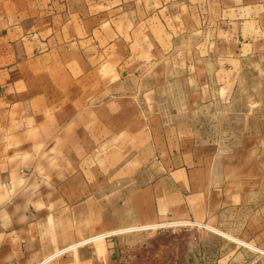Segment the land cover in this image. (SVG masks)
I'll return each instance as SVG.
<instances>
[{
  "label": "rangeland",
  "instance_id": "374dc122",
  "mask_svg": "<svg viewBox=\"0 0 264 264\" xmlns=\"http://www.w3.org/2000/svg\"><path fill=\"white\" fill-rule=\"evenodd\" d=\"M57 1L39 0L33 18H47ZM248 2L258 6L241 24L216 0H71L65 34L87 40L72 97L116 117L103 144L72 154L78 169L64 186L62 167L42 168L71 154L48 150L58 122L41 100L36 192L87 198L48 202L41 264H264V0ZM49 75L65 77L39 80ZM0 153L19 167V121L2 113ZM181 168L191 196L167 214L160 180Z\"/></svg>",
  "mask_w": 264,
  "mask_h": 264
},
{
  "label": "crops",
  "instance_id": "0c3cea01",
  "mask_svg": "<svg viewBox=\"0 0 264 264\" xmlns=\"http://www.w3.org/2000/svg\"><path fill=\"white\" fill-rule=\"evenodd\" d=\"M216 1L218 8H223L227 14L225 19H232V14H235L240 23L244 19L243 11L258 6L249 0ZM38 3L39 0H0V113L19 121V167L0 153V264H41L40 243L46 237L44 233L52 229L45 227L52 216L48 202L87 199L72 192H36L41 168L37 152L41 144L38 123L42 117L39 111L41 100L46 99L49 106L46 119L58 122L47 133L48 150L71 154L63 165L51 160L42 168L56 170L62 167L67 172L64 186L71 185L72 178L76 177L72 170L78 167L73 163L72 154L88 152L87 148L93 143L95 146L103 144L105 122L108 117L113 121L116 117L114 114L105 116L98 111L88 112L87 100L84 102L81 97H72L73 88L79 89L82 85L81 77L73 81L72 74L86 71L87 40L82 36L65 34L72 24L71 0L48 2V10L53 11L47 18L34 19L33 10ZM164 4L161 3L160 7ZM54 5H60L63 14L56 15ZM17 6L19 10H12ZM259 40L263 41L264 37ZM41 72H58L65 77L57 82L50 80L49 75L47 81L41 82ZM60 105H64V109H60L62 112L57 111ZM72 105L77 106L74 111ZM115 126L112 124L110 131H116L118 127ZM61 145L63 148L57 149ZM188 173L181 168L160 180L169 187L163 207L167 214L178 209L179 203L184 204L186 196H191L192 184ZM14 187L20 188L16 195L12 191ZM192 196L198 195L192 193ZM18 221L19 226L14 228ZM14 248L17 254L19 251V262L12 260L11 250Z\"/></svg>",
  "mask_w": 264,
  "mask_h": 264
}]
</instances>
